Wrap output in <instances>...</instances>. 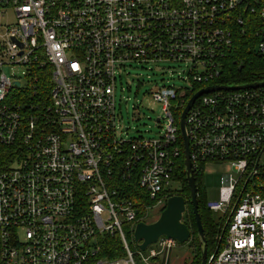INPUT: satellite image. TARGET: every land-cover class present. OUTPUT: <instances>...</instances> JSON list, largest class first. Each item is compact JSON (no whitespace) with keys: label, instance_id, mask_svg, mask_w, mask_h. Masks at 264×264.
Returning <instances> with one entry per match:
<instances>
[{"label":"built area","instance_id":"1","mask_svg":"<svg viewBox=\"0 0 264 264\" xmlns=\"http://www.w3.org/2000/svg\"><path fill=\"white\" fill-rule=\"evenodd\" d=\"M8 11L12 22L0 17V264H168L176 240L161 236L140 251L133 231L176 188L189 98L158 87L162 133L127 140L117 132V74L134 61L170 60L189 67L194 92L222 85L215 80L235 27L255 23L248 15L264 54V0H0V14ZM3 65L24 69L7 76ZM43 69L44 96L34 83ZM184 121L193 174L218 161L237 172L206 202L225 218L206 264H264V86L204 93ZM106 236L118 237L124 256H99Z\"/></svg>","mask_w":264,"mask_h":264},{"label":"rangeland","instance_id":"2","mask_svg":"<svg viewBox=\"0 0 264 264\" xmlns=\"http://www.w3.org/2000/svg\"><path fill=\"white\" fill-rule=\"evenodd\" d=\"M0 17L2 23L13 21L11 11L0 14ZM1 69L7 76L13 74L19 76L24 68L20 65H3ZM188 69L189 67H185L184 63L170 60L147 63L134 61L128 64L121 73L117 74L115 81L117 132L127 140L138 137H158L164 129L165 118L161 111V104L154 100L152 93L162 85H170L178 89L182 88L189 94L193 89L188 87L186 82ZM158 116L163 118L159 124L156 122ZM226 173L234 178L237 177V172L230 167L229 162L218 161L204 164L199 182L204 203L218 200L221 178ZM172 187H178V182H172ZM187 193L188 191L185 190L180 194L187 197ZM161 211L160 205L153 207L146 222L155 221ZM212 215L216 220L223 217L220 212H212ZM220 237L221 235L215 237L216 241L209 247L210 252L220 241L218 240ZM198 251L189 241L178 243L170 253L168 264L200 263L201 250L200 253Z\"/></svg>","mask_w":264,"mask_h":264},{"label":"trees","instance_id":"3","mask_svg":"<svg viewBox=\"0 0 264 264\" xmlns=\"http://www.w3.org/2000/svg\"><path fill=\"white\" fill-rule=\"evenodd\" d=\"M248 17H250V19L254 18L255 23H251L250 21H248L239 27H235V37L233 41L235 45L234 50L227 53L223 58L225 69L221 73L219 79L215 80L216 82L221 83L222 85L236 84L242 82L248 83L264 79V54L260 53L259 50L256 48L257 37L254 33V29L256 28L254 26H258V20H256V16L248 15ZM241 28H243L244 30L246 29L245 32H242ZM37 76L38 77L34 83L36 84L37 89H40L42 91V95L44 96L50 85V78L48 72L45 69L40 70L37 72ZM195 90L196 88L193 89L189 94L185 92V99L189 98ZM202 170L203 169L200 167L199 171L194 173V179L197 186L198 211L200 214L204 236L206 239V248L208 255L210 252V245L216 241L215 237H217V235L222 236L224 234L225 218L221 217L217 220L214 219L212 212L207 209L206 203H204V201L202 200V193L200 192L199 187L200 178L202 176ZM175 175L178 180V187L170 189V195H174L176 193L182 195L185 198L186 210L183 213L182 221L191 230V236L188 241L191 242L199 250L198 252L200 253V242L197 236L192 205L189 201V190L185 175L183 154L179 155L176 161ZM130 187L132 188V190H130L132 193L128 192L129 190H127V187H123L120 185L121 189H126L125 194L128 193L127 196H131L134 200L140 199L145 204L154 203V200L150 201L149 199H147L144 195V192L138 187L134 185H130ZM185 190L188 191L187 197H185L183 194H180ZM161 209L163 210L164 207H162ZM142 211L143 210H140L141 213ZM218 240L220 239L218 238ZM219 244L220 241L217 242L216 246ZM131 247L135 250L134 243H131ZM99 256H103L111 260L124 256V250L117 236H106L103 239L102 248L101 252L99 253ZM136 261L138 262V264H141L139 262V258H136ZM198 263L199 262L195 264Z\"/></svg>","mask_w":264,"mask_h":264},{"label":"water","instance_id":"4","mask_svg":"<svg viewBox=\"0 0 264 264\" xmlns=\"http://www.w3.org/2000/svg\"><path fill=\"white\" fill-rule=\"evenodd\" d=\"M19 85V83H15ZM264 86V79L248 82V83H236V84H224V85H210L201 88L194 92L187 102L185 103L179 120L180 133L183 144V159L184 169L186 175L187 186L189 190V201L192 205V211L194 214V220L196 224L197 236L200 242V263L206 264L207 248L206 239L202 227L200 214L198 211L197 201V186L194 179V174L191 168L190 156H189V142L185 129V116L189 108L193 105L194 101L202 94L208 92H214L218 90H238L243 88H257ZM186 210V200L182 195L174 194L167 198L164 209L161 211L159 217L150 223L139 221L136 223L133 231V240L135 246L144 251L146 248L154 244L158 238L165 236L176 240L178 243H185L190 239L191 230L182 221L183 213Z\"/></svg>","mask_w":264,"mask_h":264},{"label":"flooded vegetation","instance_id":"5","mask_svg":"<svg viewBox=\"0 0 264 264\" xmlns=\"http://www.w3.org/2000/svg\"><path fill=\"white\" fill-rule=\"evenodd\" d=\"M221 242V241H220Z\"/></svg>","mask_w":264,"mask_h":264}]
</instances>
